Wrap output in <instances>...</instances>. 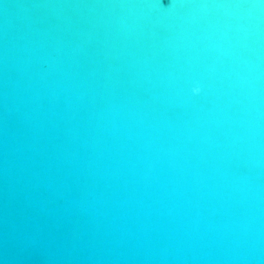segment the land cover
<instances>
[{
  "label": "water",
  "instance_id": "water-1",
  "mask_svg": "<svg viewBox=\"0 0 264 264\" xmlns=\"http://www.w3.org/2000/svg\"><path fill=\"white\" fill-rule=\"evenodd\" d=\"M0 264H264V0H0Z\"/></svg>",
  "mask_w": 264,
  "mask_h": 264
},
{
  "label": "clouds",
  "instance_id": "clouds-1",
  "mask_svg": "<svg viewBox=\"0 0 264 264\" xmlns=\"http://www.w3.org/2000/svg\"><path fill=\"white\" fill-rule=\"evenodd\" d=\"M193 92L198 94L200 92V88L199 87L193 88Z\"/></svg>",
  "mask_w": 264,
  "mask_h": 264
}]
</instances>
